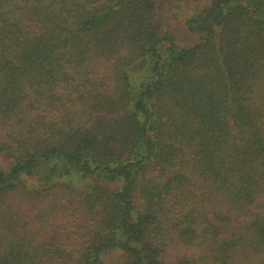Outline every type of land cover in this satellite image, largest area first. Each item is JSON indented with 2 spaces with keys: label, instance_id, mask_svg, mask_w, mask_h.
Instances as JSON below:
<instances>
[{
  "label": "trees",
  "instance_id": "16d2710c",
  "mask_svg": "<svg viewBox=\"0 0 264 264\" xmlns=\"http://www.w3.org/2000/svg\"><path fill=\"white\" fill-rule=\"evenodd\" d=\"M174 2L0 0V264H264V0Z\"/></svg>",
  "mask_w": 264,
  "mask_h": 264
},
{
  "label": "rangeland",
  "instance_id": "374dc122",
  "mask_svg": "<svg viewBox=\"0 0 264 264\" xmlns=\"http://www.w3.org/2000/svg\"><path fill=\"white\" fill-rule=\"evenodd\" d=\"M208 0H176L170 6L166 8L164 12L161 13L160 19L164 26L168 27L174 32L176 43L179 46H190L194 44L198 35L193 32L187 31L183 25V18L197 10L202 5L206 4ZM139 71H132L134 80L138 78ZM9 160L5 157H0V167L6 168Z\"/></svg>",
  "mask_w": 264,
  "mask_h": 264
}]
</instances>
